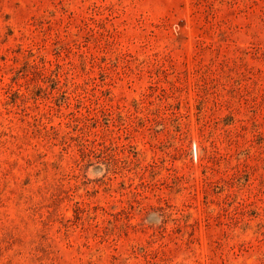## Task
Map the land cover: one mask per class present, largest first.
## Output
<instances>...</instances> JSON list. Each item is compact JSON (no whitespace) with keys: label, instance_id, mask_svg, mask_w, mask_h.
Returning <instances> with one entry per match:
<instances>
[{"label":"rangeland","instance_id":"obj_1","mask_svg":"<svg viewBox=\"0 0 264 264\" xmlns=\"http://www.w3.org/2000/svg\"><path fill=\"white\" fill-rule=\"evenodd\" d=\"M0 264H264V0H0Z\"/></svg>","mask_w":264,"mask_h":264}]
</instances>
